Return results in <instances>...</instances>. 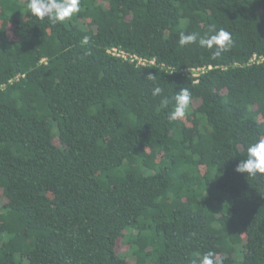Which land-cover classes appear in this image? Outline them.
I'll list each match as a JSON object with an SVG mask.
<instances>
[{
    "label": "trees",
    "instance_id": "16d2710c",
    "mask_svg": "<svg viewBox=\"0 0 264 264\" xmlns=\"http://www.w3.org/2000/svg\"><path fill=\"white\" fill-rule=\"evenodd\" d=\"M27 2L0 0V264H264V174L235 170L264 139V0ZM211 26L220 57L179 45Z\"/></svg>",
    "mask_w": 264,
    "mask_h": 264
},
{
    "label": "clouds",
    "instance_id": "9594fccd",
    "mask_svg": "<svg viewBox=\"0 0 264 264\" xmlns=\"http://www.w3.org/2000/svg\"><path fill=\"white\" fill-rule=\"evenodd\" d=\"M28 12L41 20L47 18L52 24L62 23L70 19L73 14L80 11V0H28L26 4ZM88 37L84 38V43H87ZM198 40L199 46L207 49H215L212 52L213 58L220 57L224 52L231 49L233 41L229 32L225 29H216L211 26L208 31L200 36L198 33L181 32L179 35V45L185 46L196 43ZM154 75L149 74L147 79H153ZM160 87L153 89V95L157 96L162 93ZM175 107L168 114L169 121H177L183 118L186 110L190 106L191 93L187 88H181L174 96ZM163 105L168 104V99H162ZM247 155L237 165L238 173H246L248 176H257L264 174V139H258L255 142L249 143L246 148ZM192 264H223V258L219 257L213 251L205 253L199 261L194 260Z\"/></svg>",
    "mask_w": 264,
    "mask_h": 264
},
{
    "label": "built area",
    "instance_id": "2783aa9c",
    "mask_svg": "<svg viewBox=\"0 0 264 264\" xmlns=\"http://www.w3.org/2000/svg\"><path fill=\"white\" fill-rule=\"evenodd\" d=\"M111 52H113V54H115V55L122 56L124 58H128V54H126L124 52H120L116 49H114ZM131 60L132 61L136 60L139 65H143V66L155 63L154 61H149V60L137 57V56H131ZM209 68H211V66ZM204 71H206V68H194L191 72V75L194 77H198L200 75V73L204 72Z\"/></svg>",
    "mask_w": 264,
    "mask_h": 264
},
{
    "label": "rangeland",
    "instance_id": "374dc122",
    "mask_svg": "<svg viewBox=\"0 0 264 264\" xmlns=\"http://www.w3.org/2000/svg\"><path fill=\"white\" fill-rule=\"evenodd\" d=\"M122 250H123L122 254L125 255L128 260H131L132 262L136 260V256L133 254L132 251L126 248V246L122 247Z\"/></svg>",
    "mask_w": 264,
    "mask_h": 264
}]
</instances>
